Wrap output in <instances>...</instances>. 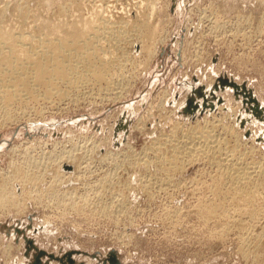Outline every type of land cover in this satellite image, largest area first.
Masks as SVG:
<instances>
[{"label": "rangeland", "instance_id": "obj_1", "mask_svg": "<svg viewBox=\"0 0 264 264\" xmlns=\"http://www.w3.org/2000/svg\"><path fill=\"white\" fill-rule=\"evenodd\" d=\"M125 2L127 6L130 4ZM156 2L154 21L161 27L163 37L154 45L152 57L146 56V51L142 54L136 51L139 55L135 52L131 67L126 70L123 82L126 88L121 95L116 97L105 89L99 92L97 87L84 88L63 101L56 99L54 104L31 101L26 111L16 110L12 120L0 118L3 171L11 170L16 163L24 166L32 156L43 158L44 164L49 159L53 166V160L66 150L80 149L78 152L84 150L87 155L85 167L75 182L64 179L52 183L54 178L49 174L52 166L47 164L50 170L34 169L35 174L43 173L36 187H31L34 190L28 186L22 192L18 186L15 190L20 200L16 206L0 207V264H36L38 250L64 258L65 264H69L65 258L68 253H73L75 264H112L111 252L116 253L121 264H264V236L257 251L249 247L264 228L263 207L259 222L249 224V219L244 218V229L231 222L234 218L217 214L209 219L205 213L222 199L214 196L217 180L224 176L217 164L204 159L205 156L195 158L199 161L194 162L185 158L187 165L183 160L182 171L169 178L160 167L136 164L131 170L127 165L135 156L138 157L134 160L151 153L150 143L158 136L171 134L175 125L192 127L197 118L201 120L200 126L213 123L222 138L231 144L239 141L243 153L249 154L251 160L263 162L264 119L257 113H262L264 107V0ZM223 77L244 84L247 91L236 93L239 91L225 84ZM213 89L224 99L226 95L229 103L221 105L228 108L215 112L207 109L209 113L195 118L194 105L204 101V95ZM183 100L185 103L181 105ZM235 113L248 116L249 121L244 123L248 130L238 124ZM223 127L234 130L228 132ZM251 130L258 134L255 140L247 135ZM46 140L49 145H45ZM52 151L55 152L52 156L57 157L49 158ZM107 151L120 155L117 154L118 159L101 162L99 155ZM67 170L73 171L74 167ZM110 171L116 177L111 189L101 184ZM64 191L72 192L67 195ZM111 191L116 192L114 198ZM27 240L33 241L38 250ZM245 247L249 250L245 251ZM40 258L43 264H63L49 256Z\"/></svg>", "mask_w": 264, "mask_h": 264}, {"label": "bare ground", "instance_id": "obj_2", "mask_svg": "<svg viewBox=\"0 0 264 264\" xmlns=\"http://www.w3.org/2000/svg\"><path fill=\"white\" fill-rule=\"evenodd\" d=\"M125 1H127V3L130 2V4H128V6L131 5L130 8H128ZM125 1L0 0V118L9 120L11 119V117L13 118V113L16 110H20V113L21 111H26V105H28V103L30 104L31 101L46 103L49 102L54 104L56 103V99L58 100V102L59 100L63 101L66 98H69V96H71L72 94L81 92L84 88L97 87L98 91L99 89H105V92H111L116 97H118L120 93H123L121 92V90L123 91L124 88L123 82L124 77L126 76V70L127 67L130 66L132 61H134L135 54L137 53L136 51L141 52V54L142 52L146 51V56L148 55L149 58L152 57L153 53L155 52L153 50L154 45L156 44V42L161 40L160 38L163 37L161 32L162 30L160 29L161 27H158V24L154 21V13L157 11L156 7H158L156 6V1L159 0ZM124 4L127 6V8L120 7V5L125 6ZM137 54L139 55V53ZM223 79L225 84L232 87L236 86L235 88L239 89V92L236 93L247 91L244 84L239 85L238 81L236 83L232 78L223 77ZM232 82L235 84V86L231 84ZM188 84L189 87L192 86L191 83ZM211 85L212 83H210L208 87H211ZM217 88L218 87H215V89ZM241 89L243 90L240 91ZM88 96H90V94ZM111 97L108 98L111 99ZM105 98L107 99V97ZM224 102L225 105H228L229 103L227 102L226 95L224 99L223 96L217 94L216 90L211 93L205 94L204 101H198V109L194 114L195 118L201 116L204 113H209L207 109L212 112H215L218 109L225 110V108H228V106H223L224 104L221 105ZM184 103L185 100H183L180 104L182 105ZM204 105H206V109L204 108ZM202 109H204L205 111H202ZM257 114L261 119H264V107L262 113L258 112ZM24 115L25 114H23V116ZM261 115H263V117ZM233 116L235 117V120L238 122V124H241L242 128L248 130L244 125L247 120L249 121L247 115H243V113L237 115V113H235V115ZM195 120L196 125L190 127V124L186 129L183 126L175 125L171 134L166 133L160 137L158 136V139H156L155 142L153 141V144L149 142L152 147L148 148L151 151L146 150V152L148 151L151 153H145L146 156L144 155V158L141 156V158H138L136 160L134 159L138 156L132 154L133 156H135L134 159H132L128 164H125L129 166H127L128 168H132L134 165L136 166V164H142V166L145 165L147 166V168H150V166L152 165L155 167H160L169 178V175L174 177L175 175L173 176V174L177 173V171H179L180 169V171H182L181 165L184 166V164L186 163V160H184L185 158L189 160L188 162H190V160H193L194 162L195 158L202 159L205 156L206 158L204 159L208 158L209 160H211V162H213V164H217V166H219L223 170L221 171L224 174V176H221L220 179L217 180L218 182L216 181V193H214L216 194L214 195L215 197H218L220 199L222 198L223 201L222 199L221 201L218 199L220 202L215 204L213 203L214 205H212L208 209L205 208L207 217L210 219L219 214L227 218H234V220H231V222H237V225L239 224V227L242 226L241 228L244 229L246 225L243 223L244 218L249 219L250 224V221L253 223L256 222L263 214V211L261 213V208L263 207L262 209L264 210V196L262 195L263 192L261 190L264 191V160L262 159L263 162H256V160H251L249 154L243 153L241 151V148L239 146L240 143H238L239 141L231 144L225 138L221 137L222 134L220 135L217 133L216 126L214 127L213 123L210 126L202 127L200 126L201 120H199L198 118ZM219 122L218 126L221 125ZM208 123L210 124L211 122L207 121V124ZM224 127H226V125ZM225 129L226 128H224V130ZM231 129L234 130L233 127ZM231 129H229L228 127L226 131L231 132ZM250 133H248L247 135L253 137V140H255V137L258 136V134L253 130H251ZM263 136H259L258 139H262ZM30 142L33 143L35 141ZM44 143L45 145H49V140H46ZM97 146L98 145H96V147ZM15 148L16 146L13 147L12 150L14 151ZM78 150L80 151V149ZM78 150H66V152H64L63 154H59V157L53 160L55 161V163L52 162L54 164L53 166L48 163L51 160L46 159L47 162H45V160L44 162L46 164H44L43 162H41L43 158L38 157L39 160L38 158L32 159L33 156L31 155L32 157L28 158L24 166H21L20 163L19 165L18 163H16L11 166V170L3 171L0 169V207L4 208L9 206V204H13V206H16V201L19 199V197L16 195V187L20 186L18 189H20L22 192L25 191L24 189L28 186L30 188L34 186L36 187L38 181H40L41 177L43 176V173L35 174V168H38L40 170L41 168L46 169L48 167L47 164L52 166V170L48 168L46 169L52 171H49L50 173L47 171V173L53 175L54 181L52 183H54L56 180L60 181L61 183L64 179L66 180V182L67 180L75 182L78 178V173L83 167H85L83 166L86 162L84 161V159L85 156H87L86 151L83 152L84 150H82L81 153L78 152ZM53 152L54 151L49 152V158L57 157V155H53L54 157L52 156ZM117 154L120 155V153L117 152L107 151L105 154L99 155L100 161L107 162L111 159L113 160V158L116 157ZM116 158L118 159V157ZM125 160H123L122 162H124ZM183 160L185 162L184 164ZM118 163L116 164L117 167H121L120 164L118 166ZM186 165L187 163L185 164V166ZM72 166L74 167V170L68 171L67 169ZM131 170H133V168ZM111 172L112 171L108 172L109 175L107 174V176L103 175L105 178L101 179L103 180L101 184L109 186V189H111V186L115 181L114 178H116L113 176L114 172H112L113 174L110 175ZM117 175L118 173L115 174V176ZM118 177H120V175L117 176V178ZM157 178H159V176ZM51 180L53 179L51 178ZM119 180L121 181V178H119ZM78 181L79 180H77V182ZM87 183L89 185V182ZM115 183L116 185H118L117 181ZM52 185L54 186V184ZM32 189L33 188H31V190ZM105 189L106 187H104V190ZM68 192L70 194L72 191ZM65 193L67 194V192ZM111 195L114 198L116 192H112ZM124 195H126V193ZM216 200L217 199H215V201ZM227 202H229V204L226 205L225 203ZM18 205L19 207H21L20 204ZM257 206H259L260 209ZM263 217L264 216H262V218ZM258 226L261 227V225ZM249 227L250 226H248V228ZM262 227L264 226L262 225ZM255 229L257 230V228ZM255 233L257 234V232ZM263 236L264 228H262L260 234L255 235L252 241L253 243H251L249 247L252 246L251 249H255V251H257V248L260 246ZM246 247L245 251L249 250V247L247 249Z\"/></svg>", "mask_w": 264, "mask_h": 264}, {"label": "water", "instance_id": "obj_3", "mask_svg": "<svg viewBox=\"0 0 264 264\" xmlns=\"http://www.w3.org/2000/svg\"><path fill=\"white\" fill-rule=\"evenodd\" d=\"M231 84H233L234 86H235V84L232 82ZM236 87V86H235ZM234 87V88H235ZM236 89V88H235ZM237 91L239 90V89H236ZM243 89H241L240 91H242ZM190 103H193V100H190ZM204 108L206 109V105H204ZM197 109H198V104H195L194 105V110H193V114H195L196 113V111H197ZM202 111H205L204 109H202ZM187 112H188V110H187ZM203 113V112H202ZM28 241V243L34 248V249H36V250H38L37 249V247L34 245V243H33V241H31V240H27ZM29 249H30V247H29ZM72 254L73 253H68L67 255H65V258L67 259V262L69 263V264H75L76 263V261L72 258ZM42 256H49L51 259H58L60 262H62L63 264H65L66 262H65V260H64V258H56V256H54V255H52V254H48L47 252H45L44 250H38V256H37V263L36 264H43L42 263V260H41V258L40 257H42ZM109 261L112 263V264H121V262H120V260L118 259V257L116 256V253L115 252H111V254H110V258H109Z\"/></svg>", "mask_w": 264, "mask_h": 264}]
</instances>
